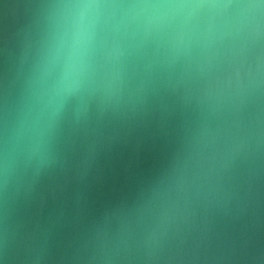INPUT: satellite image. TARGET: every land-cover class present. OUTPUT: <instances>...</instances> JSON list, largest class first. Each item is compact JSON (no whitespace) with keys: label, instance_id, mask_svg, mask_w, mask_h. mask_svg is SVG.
Segmentation results:
<instances>
[{"label":"clouds","instance_id":"obj_1","mask_svg":"<svg viewBox=\"0 0 264 264\" xmlns=\"http://www.w3.org/2000/svg\"><path fill=\"white\" fill-rule=\"evenodd\" d=\"M155 105L190 110L193 126L167 180L102 246L105 264L134 249L159 259L196 208L238 195L225 177L264 154V0H47L0 117V187L53 164L66 124Z\"/></svg>","mask_w":264,"mask_h":264},{"label":"water","instance_id":"obj_2","mask_svg":"<svg viewBox=\"0 0 264 264\" xmlns=\"http://www.w3.org/2000/svg\"><path fill=\"white\" fill-rule=\"evenodd\" d=\"M46 2L0 0V117ZM194 119L190 110L155 105L132 117L93 112L85 125L66 124L53 164L0 187V264H105L102 246L167 180ZM224 184L238 195L196 208L159 259L134 249L112 264H264V154L241 163Z\"/></svg>","mask_w":264,"mask_h":264}]
</instances>
